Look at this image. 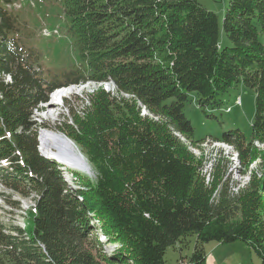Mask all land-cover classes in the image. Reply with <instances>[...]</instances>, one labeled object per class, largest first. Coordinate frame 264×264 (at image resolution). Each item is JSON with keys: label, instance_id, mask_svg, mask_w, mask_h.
I'll return each mask as SVG.
<instances>
[{"label": "trees", "instance_id": "16d2710c", "mask_svg": "<svg viewBox=\"0 0 264 264\" xmlns=\"http://www.w3.org/2000/svg\"><path fill=\"white\" fill-rule=\"evenodd\" d=\"M55 1L83 61L62 73L40 64L7 7L14 0H0V183L35 196L24 226L0 212V264H166L167 249L189 235L194 264H206L212 240H241L264 264V0H230L224 46L218 13L199 0ZM89 81L114 90L86 92L62 128L96 174L73 169L71 186L68 169L41 153L34 116L54 89ZM239 81L256 91L251 140L240 129L214 138L249 177L233 190L225 166L211 181L201 174L180 135L206 140L194 139L185 115L190 92L220 107L217 96Z\"/></svg>", "mask_w": 264, "mask_h": 264}, {"label": "rangeland", "instance_id": "374dc122", "mask_svg": "<svg viewBox=\"0 0 264 264\" xmlns=\"http://www.w3.org/2000/svg\"><path fill=\"white\" fill-rule=\"evenodd\" d=\"M199 1L210 10L218 13L220 25L219 42L223 46L229 44L230 41L224 33L223 20L230 0ZM7 7L9 9L12 8V11L23 22L22 35L24 38L22 41L26 45L38 49L40 54V59L38 60L46 71H50V73H62L65 70H70L69 67L71 65L80 66L83 63L79 56L78 48L75 45V39L67 31V17L61 3L55 0H14L13 3H7ZM44 28L52 32L58 30L59 33L45 36L43 34ZM6 79L10 80L8 76H6ZM101 84L107 90H114V86L110 82L97 83L89 81L80 85L71 84L70 87H67L66 96L62 99L58 96L60 91L51 92L49 102L43 104L40 110L35 111L34 120L37 122V125L42 126L39 130V143H41L40 134L43 129H52L62 133V128L65 127L66 122L72 117V110L77 111L83 104L86 92L92 91L95 86ZM217 97L221 99L220 107H213L211 104L202 106L197 92H190L184 112L194 126V139L206 140L201 142L202 144L198 147L192 145L181 135L180 137L188 145V149L200 161L201 174L207 180L211 181V172H213L216 165L220 164L227 168V173L234 183L233 190H238L249 179L248 175L243 174V164L231 145L217 142L218 140L213 138L221 139L225 132L232 129H240L245 134L246 140H251L252 123L256 112V91L245 85L242 81H239L229 88L227 92L219 94ZM54 100L57 101L55 104H52ZM69 140L71 139L69 138ZM73 143L81 151V148L75 141ZM39 146L42 149L41 144ZM48 157L52 158V155ZM258 161L253 162L251 168H256L260 163ZM4 164L0 161V167ZM65 168L68 169L64 173L65 178L71 183V186H75L73 184L75 175L71 171L73 169L66 165ZM81 173L90 175L92 178L96 177L94 170L93 174ZM0 190V212L3 214L6 222L24 226L25 217L30 208L34 206V194L26 197L18 191L8 189L1 183ZM106 241L103 248L109 252L113 246L110 245L108 240ZM196 243V235H189L175 246L169 247L165 254L166 264H194L191 258ZM204 247L207 254L206 264H262V258L254 249L241 240L231 243L212 240L206 242Z\"/></svg>", "mask_w": 264, "mask_h": 264}, {"label": "bare ground", "instance_id": "6f19581e", "mask_svg": "<svg viewBox=\"0 0 264 264\" xmlns=\"http://www.w3.org/2000/svg\"><path fill=\"white\" fill-rule=\"evenodd\" d=\"M58 96L62 99L64 96H66V90L60 91ZM56 101L57 100L52 101V104H55ZM69 138L70 137H68L63 132L61 133L52 129H43L40 134V144L42 146L43 152L50 154V156L52 155V157L59 158L61 161L59 163L63 164L64 166L66 165L72 169L93 174V170L89 164V161H87L84 154L78 149L73 141H71L72 139L70 138L71 140H69ZM217 142L224 143V141L219 140Z\"/></svg>", "mask_w": 264, "mask_h": 264}, {"label": "water", "instance_id": "95a60500", "mask_svg": "<svg viewBox=\"0 0 264 264\" xmlns=\"http://www.w3.org/2000/svg\"><path fill=\"white\" fill-rule=\"evenodd\" d=\"M52 160H54V161H56V162H61L60 160H59V158H57V157H53V158H51Z\"/></svg>", "mask_w": 264, "mask_h": 264}, {"label": "built area", "instance_id": "2783aa9c", "mask_svg": "<svg viewBox=\"0 0 264 264\" xmlns=\"http://www.w3.org/2000/svg\"><path fill=\"white\" fill-rule=\"evenodd\" d=\"M44 33H45L46 35H50V34H51V32H50L49 30H44Z\"/></svg>", "mask_w": 264, "mask_h": 264}]
</instances>
